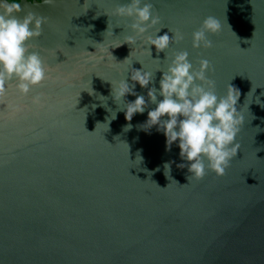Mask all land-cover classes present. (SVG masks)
I'll return each mask as SVG.
<instances>
[{
	"label": "water",
	"instance_id": "95a60500",
	"mask_svg": "<svg viewBox=\"0 0 264 264\" xmlns=\"http://www.w3.org/2000/svg\"><path fill=\"white\" fill-rule=\"evenodd\" d=\"M124 2L20 0L18 16L47 18L29 44L48 76L26 95L12 81L0 97V264H264V0H151L159 22L146 35L183 36L166 59L154 46L149 56L130 20L114 14ZM206 16L221 30L211 48L194 49ZM175 51L194 67L209 61L218 96L228 84L240 92L239 147L223 175L206 169L188 181L175 142L165 151L155 126L138 127L148 109L126 121L118 105L135 96L113 99L111 82L133 83L130 67L154 73L158 88ZM134 91L147 100V88ZM109 109L115 119L99 124Z\"/></svg>",
	"mask_w": 264,
	"mask_h": 264
},
{
	"label": "clouds",
	"instance_id": "9594fccd",
	"mask_svg": "<svg viewBox=\"0 0 264 264\" xmlns=\"http://www.w3.org/2000/svg\"><path fill=\"white\" fill-rule=\"evenodd\" d=\"M44 2L51 4L53 0ZM113 11L116 16L130 20L128 28L136 37H143L141 43L149 56V46H154L157 53L165 52L166 59V52L173 38L183 39L181 33H173L169 29L157 35L161 27L153 34L146 35L149 29L159 22V17L153 12L151 0H126L118 4ZM20 12V0H0V97L5 95L6 87L12 81H15L17 91L26 95L48 76L47 66L40 53L30 50L29 44L30 40L41 35L42 25L46 23L47 18L31 10L21 17L17 15ZM219 30L221 24L215 17H204L199 27L192 32V47L211 48L213 42L209 35ZM169 32L172 33L171 37ZM124 42L131 45L135 42V37L128 36ZM159 70L161 76L158 88L149 87L154 73L143 70V65L140 69L130 67L128 74L133 82L131 85L125 79L115 84L111 82V93L115 102L124 100L126 94L135 96L134 100H124L122 105L116 103L118 109L123 110L126 121H131L134 114L143 113L148 109L145 121L138 127L149 132L155 126L156 131L165 137V151H169L175 142L182 161L177 163L176 167L187 168L188 181L189 178L201 179L206 169L223 175L238 150L239 145L235 140L244 121L241 108L237 110L236 107L240 97L239 90L228 84L224 94L218 96L214 90L215 81L206 75V72L212 71L209 61L200 59L198 66L194 67L188 59L187 51H175L166 68ZM136 84L147 88V100L145 95L134 91ZM39 99V95L32 97L33 103H39ZM98 99L103 104L106 98L98 96ZM256 101L261 103L258 97ZM149 104L155 106L148 108ZM261 106L264 107V104ZM95 107L96 105H93V108ZM115 116L116 112L111 111L104 123H98H107L108 126V121L115 119ZM124 127L125 130L130 129L131 124ZM137 159L139 163L143 159L139 151L135 157V160ZM172 163L171 160L163 162L164 174L167 171L166 177H171Z\"/></svg>",
	"mask_w": 264,
	"mask_h": 264
}]
</instances>
